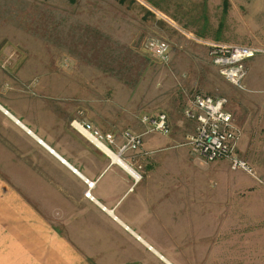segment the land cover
Returning <instances> with one entry per match:
<instances>
[{
    "label": "rangeland",
    "instance_id": "obj_1",
    "mask_svg": "<svg viewBox=\"0 0 264 264\" xmlns=\"http://www.w3.org/2000/svg\"><path fill=\"white\" fill-rule=\"evenodd\" d=\"M255 2L0 0V97L31 94L70 110L68 122L87 120L117 140L124 129H144L140 113L166 114L168 132H145L146 154L124 157L143 168L152 239L159 243L162 223L183 244L179 264L210 263L215 253L212 264H264V51L246 59L240 88L211 63L206 37H188L264 49L262 16L249 15ZM148 38L169 43L167 62L143 48ZM193 90L226 98L239 132L236 154L250 172L190 150L194 121L183 110Z\"/></svg>",
    "mask_w": 264,
    "mask_h": 264
},
{
    "label": "crops",
    "instance_id": "obj_2",
    "mask_svg": "<svg viewBox=\"0 0 264 264\" xmlns=\"http://www.w3.org/2000/svg\"><path fill=\"white\" fill-rule=\"evenodd\" d=\"M239 1L246 0H227L231 8ZM248 7L264 23V0ZM259 28L264 38V24ZM1 97L0 264H179L183 244L172 229L161 223L159 243L152 239L143 170L135 181L69 124L70 110L43 106L31 94L15 102ZM84 178L93 180L92 198Z\"/></svg>",
    "mask_w": 264,
    "mask_h": 264
},
{
    "label": "built area",
    "instance_id": "obj_3",
    "mask_svg": "<svg viewBox=\"0 0 264 264\" xmlns=\"http://www.w3.org/2000/svg\"><path fill=\"white\" fill-rule=\"evenodd\" d=\"M190 37L199 40V37L193 35ZM206 40H204L207 43L205 50L211 63L216 66L218 72L227 81L242 88V80L246 74V59L260 50L264 51V49L248 44L215 39ZM142 45L157 60L162 62L169 60L170 45L166 40L148 38ZM225 104L224 96L193 90L188 104L183 110L184 114L194 121V129L187 135L186 143L191 151L199 153L207 160L226 157L231 167H240L250 172L245 161L237 157L236 140L239 132L232 121L231 112L227 110ZM138 120L144 127L142 132L124 129L120 133L119 141L115 139L116 136L113 132L102 131L87 120L72 118L69 124L107 156L111 158L115 156L117 162L120 160L128 164L122 157L125 152H129L131 155L146 154L144 150L140 149L143 133L154 131L166 134L169 130L167 116L163 111L140 113ZM128 165V172L136 181L142 172L141 164L136 162L135 165ZM84 182L86 185L84 195L92 198L90 187L93 180L84 178Z\"/></svg>",
    "mask_w": 264,
    "mask_h": 264
},
{
    "label": "bare ground",
    "instance_id": "obj_4",
    "mask_svg": "<svg viewBox=\"0 0 264 264\" xmlns=\"http://www.w3.org/2000/svg\"><path fill=\"white\" fill-rule=\"evenodd\" d=\"M113 159H115V156H112ZM119 163L122 164L127 170L129 169V166L126 165L123 161L119 160Z\"/></svg>",
    "mask_w": 264,
    "mask_h": 264
},
{
    "label": "trees",
    "instance_id": "obj_5",
    "mask_svg": "<svg viewBox=\"0 0 264 264\" xmlns=\"http://www.w3.org/2000/svg\"><path fill=\"white\" fill-rule=\"evenodd\" d=\"M119 1H122V0H119ZM225 2H226V0H223V5H225Z\"/></svg>",
    "mask_w": 264,
    "mask_h": 264
}]
</instances>
